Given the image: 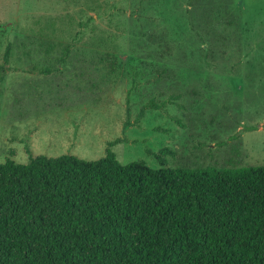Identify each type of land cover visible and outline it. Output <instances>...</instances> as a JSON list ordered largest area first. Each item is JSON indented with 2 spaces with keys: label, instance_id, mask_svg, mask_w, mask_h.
I'll return each mask as SVG.
<instances>
[{
  "label": "rangeland",
  "instance_id": "obj_1",
  "mask_svg": "<svg viewBox=\"0 0 264 264\" xmlns=\"http://www.w3.org/2000/svg\"><path fill=\"white\" fill-rule=\"evenodd\" d=\"M8 43L0 163L264 164V0H0Z\"/></svg>",
  "mask_w": 264,
  "mask_h": 264
},
{
  "label": "trees",
  "instance_id": "obj_2",
  "mask_svg": "<svg viewBox=\"0 0 264 264\" xmlns=\"http://www.w3.org/2000/svg\"><path fill=\"white\" fill-rule=\"evenodd\" d=\"M166 154L160 167L110 147L97 160L0 163V264H264V164L170 167Z\"/></svg>",
  "mask_w": 264,
  "mask_h": 264
}]
</instances>
